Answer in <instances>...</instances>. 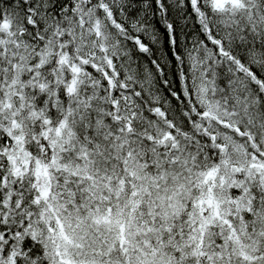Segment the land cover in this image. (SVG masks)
Segmentation results:
<instances>
[{"label":"snow or ice","instance_id":"snow-or-ice-1","mask_svg":"<svg viewBox=\"0 0 264 264\" xmlns=\"http://www.w3.org/2000/svg\"><path fill=\"white\" fill-rule=\"evenodd\" d=\"M0 264H264V0H0Z\"/></svg>","mask_w":264,"mask_h":264}]
</instances>
